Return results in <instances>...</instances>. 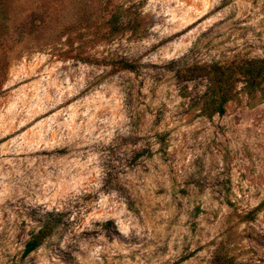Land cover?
Returning a JSON list of instances; mask_svg holds the SVG:
<instances>
[{
    "label": "rangeland",
    "instance_id": "374dc122",
    "mask_svg": "<svg viewBox=\"0 0 264 264\" xmlns=\"http://www.w3.org/2000/svg\"><path fill=\"white\" fill-rule=\"evenodd\" d=\"M245 59L264 0H0V264H264V98L176 78Z\"/></svg>",
    "mask_w": 264,
    "mask_h": 264
},
{
    "label": "trees",
    "instance_id": "16d2710c",
    "mask_svg": "<svg viewBox=\"0 0 264 264\" xmlns=\"http://www.w3.org/2000/svg\"><path fill=\"white\" fill-rule=\"evenodd\" d=\"M128 68L130 65L125 64ZM179 82L203 80L205 90L198 97L196 106L200 116L222 114L225 105L235 99L238 94L236 83L243 84L245 90L256 88L264 98V59H245L229 63H210L189 66L176 72ZM56 226V221L47 216L43 225L26 242L23 256L37 249L50 235Z\"/></svg>",
    "mask_w": 264,
    "mask_h": 264
}]
</instances>
